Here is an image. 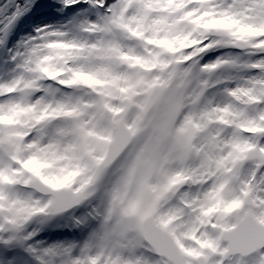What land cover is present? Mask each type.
<instances>
[{"label":"snow or ice","instance_id":"1","mask_svg":"<svg viewBox=\"0 0 264 264\" xmlns=\"http://www.w3.org/2000/svg\"><path fill=\"white\" fill-rule=\"evenodd\" d=\"M0 264H264V0H0Z\"/></svg>","mask_w":264,"mask_h":264}]
</instances>
